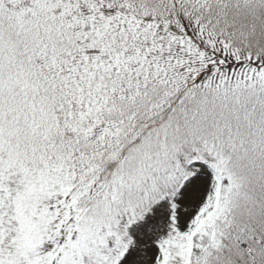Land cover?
I'll use <instances>...</instances> for the list:
<instances>
[{"label": "snow or ice", "instance_id": "obj_1", "mask_svg": "<svg viewBox=\"0 0 264 264\" xmlns=\"http://www.w3.org/2000/svg\"><path fill=\"white\" fill-rule=\"evenodd\" d=\"M0 264H264V0H0Z\"/></svg>", "mask_w": 264, "mask_h": 264}]
</instances>
